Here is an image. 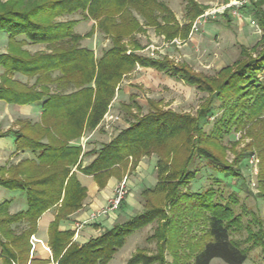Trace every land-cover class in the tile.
I'll list each match as a JSON object with an SVG mask.
<instances>
[{"label":"trees","instance_id":"trees-1","mask_svg":"<svg viewBox=\"0 0 264 264\" xmlns=\"http://www.w3.org/2000/svg\"><path fill=\"white\" fill-rule=\"evenodd\" d=\"M188 4L196 9V18L202 15L193 0H188ZM260 6H255L259 8L255 12L263 30L261 40L253 48L243 50L246 59L223 68L217 78L206 79L185 67H170L163 61L128 54L125 39L132 38L144 27L134 12L144 19L145 26H154L158 32L172 28L179 32L174 14L158 0H8L5 3L0 0V35L8 36L12 50V54L0 56V66L11 74L19 72L37 77L35 86L25 91L1 87L0 99L42 106L40 122L19 121L22 129L0 135V138H14L15 153L34 155V159H25L9 169L0 168V186L27 195V208L13 215L6 201L0 204V264H47L46 260L31 258L30 239L38 230L39 219L52 209L57 213L49 228V247L56 264H109L129 234L164 217V210L157 204L159 199L165 205L172 203L175 208L195 210L208 217L200 239L201 249L194 255L192 264H211L215 259L226 264H244L248 259L247 251L231 237L236 227H242L241 217L235 213L236 195L225 197L222 190L214 188L192 192L187 186L197 179L199 170L192 167L195 157L209 161L219 177H240L239 172L218 158L215 146L232 127L264 124V79L259 77L264 75V9ZM77 11L96 20L97 28L113 43L99 59L94 51L80 47L82 38L74 32V23L53 22L58 16ZM189 30L190 26L184 28L182 35H188ZM19 37L33 44H46L52 53L29 60L17 57L13 48L27 42L18 41ZM260 46L258 55H253ZM138 65L180 78L210 94V98L196 118L154 106L153 112L136 117L135 123L104 145L88 166L82 167V156L86 154L81 145L72 142L81 139L85 131L99 126L123 78ZM57 71L60 76L53 79L52 73ZM52 85H56L57 93H52ZM67 89L72 92L66 93ZM215 107L221 115L207 132L205 126ZM55 134L61 137L58 139ZM263 134L258 136L259 141ZM180 137L183 141L187 138L182 149L184 159L176 165L164 162L165 152L171 154L178 151L175 147L183 145L174 143ZM152 154L160 158L157 162L159 182L142 192L144 213L116 223L83 245L73 242L74 231L59 230L60 223L82 209L87 198V189L78 181L74 169L93 176L103 189L112 176L119 174L120 165H128L130 157L139 160L143 155ZM260 157L264 163V147L260 149ZM162 220L165 222V218ZM23 224L26 227L18 233L15 227ZM250 226H247L248 232ZM261 231L249 238H253L264 254V226ZM174 236L173 231L171 238ZM162 238L167 239L164 234ZM144 258L137 254L128 264H144Z\"/></svg>","mask_w":264,"mask_h":264},{"label":"rangeland","instance_id":"rangeland-1","mask_svg":"<svg viewBox=\"0 0 264 264\" xmlns=\"http://www.w3.org/2000/svg\"><path fill=\"white\" fill-rule=\"evenodd\" d=\"M6 1L8 0H2L4 3ZM158 1L165 4L174 14L179 32L173 28L168 30L169 33L158 32L154 26H145L144 19L134 12L139 23L144 27L141 32L134 33L132 38L125 39L128 54L132 52L141 57L163 61L170 67H185L195 75L206 79H215L223 68L234 65L241 58L246 59L243 50L253 48L263 35V30L260 28V32H258L250 21L255 20L259 25V17L256 16L258 13L255 10L259 9L256 8L258 5L264 9V0L251 1L246 7L240 9L243 16L240 19L243 20V24L238 23L234 19L236 17L233 16L232 9L227 8L228 5L233 6L238 0H193L197 8L202 11V15L197 18L195 16L197 11L189 6L188 0ZM223 9H226L224 13ZM206 14L209 15L203 17ZM201 17L203 18L199 21ZM198 21L200 26L199 31L196 32L193 30V26ZM53 22L74 23V32L82 38L80 47L94 51L97 59L113 47L111 39L97 28V21L87 16L83 11L58 16ZM206 24L214 25L218 31L217 35L208 34L203 27ZM187 26H190L188 35H182L181 31ZM92 32H94L93 35H91ZM17 40L27 41L25 44H18L19 46L13 48L14 55L24 60L52 53L51 48L46 44H33L25 37H19ZM261 49L262 46L258 51L253 52V55L257 56ZM5 54H12V50L9 46L8 36L3 34L0 35V56ZM58 76H60L59 71L52 73L53 79ZM259 77L264 79V75H259ZM36 81L37 77L19 72L11 74L0 66V88L12 87L18 91H25L27 88L34 87ZM36 90L39 91L40 88L37 87ZM51 91L57 93L56 85L51 86ZM71 92L70 89L66 91V93ZM209 98L210 94L188 85L180 78L154 68H144L138 65L135 70L123 78L99 126L93 131H85L81 139L72 142L73 145H81L84 154H86L82 156V167L88 166L104 145L111 143L121 131L135 123L138 119L136 117L146 116L153 112L155 107H158L162 110H171L196 118L200 108L206 105ZM6 107L9 108L7 115L5 114ZM18 109L21 112L24 111L26 115L19 114ZM214 109L213 116L208 119L209 124L205 126L207 132L221 115V111L217 107ZM3 113L4 118L2 119L1 114ZM41 113V104L25 105L15 100L0 99V135L9 130L22 129L18 125L19 121H30L33 124L40 122ZM263 125V122H258L256 126L249 123L243 128L232 127L231 132L220 138V142L215 146L214 153L218 158L234 168L237 173L239 172L240 177H219L209 161L195 157L192 167L199 170L197 179L187 186V189L192 192H205L214 188L222 190L225 197L233 193L236 195L238 204L235 207V213L241 217L242 227L241 229L236 227L231 237L234 242L247 251L248 259L244 264H264L261 247L254 244L253 238H249L251 234L262 233L261 229L264 226V163L260 157V149L264 147ZM261 133L263 138L259 141L258 136ZM56 136L58 137V135ZM196 136L194 134V137ZM186 139L183 141V137H180L174 142L177 144L180 142L183 145L181 146L179 143L180 147H175V150L178 151L171 154L165 152L164 162L173 163V165L182 162L184 159L182 149L184 150ZM14 141L12 137V142L14 143ZM44 142L47 143V141ZM11 151L5 156L0 153V168L9 169L10 166H16L25 159H34V155L30 152L15 153V147ZM159 159L157 154L143 155L139 160L130 157L127 166L120 165L118 167L119 174H115L111 178H117L120 181L115 191L125 180L127 182V193L122 202L123 205L121 204L118 210L109 215H101L88 222H99L110 229L116 223H123L144 213L146 208L142 192L154 188L159 182L157 169ZM73 172L77 176L80 171L74 169ZM218 180L221 182H216ZM185 189L186 186L182 191ZM0 194H2L1 201L7 202L9 212L17 207H21L22 210L27 208L25 193L10 191L0 186ZM130 197L140 202L138 208L140 210L137 211L131 204H124L125 200ZM157 204L164 210L162 218H165V222L162 218H156L146 226L129 234L124 245L116 252L109 264H128L129 260L137 254L145 257L144 264H192L194 255L201 249L202 241L200 239L205 232L208 217L195 210L185 211L184 208H175L172 203L167 202L165 205L164 201L161 203V199ZM113 214L120 218L115 220L112 225L110 220ZM93 215L90 216V219ZM248 225H251L250 232L247 231ZM82 226H86V224L80 223L78 229H81ZM173 231L175 236L171 238ZM104 232L92 239L98 238ZM162 234L167 237L166 241H163ZM73 242L75 241L73 240ZM152 258L153 260L150 261ZM211 264L226 263L215 259Z\"/></svg>","mask_w":264,"mask_h":264},{"label":"crops","instance_id":"crops-1","mask_svg":"<svg viewBox=\"0 0 264 264\" xmlns=\"http://www.w3.org/2000/svg\"><path fill=\"white\" fill-rule=\"evenodd\" d=\"M238 23L243 24V20L236 19ZM181 25V24H180ZM204 30L211 35H217V29L214 28V25H203ZM31 110V109H30ZM22 115L24 114V111L21 112L19 109L17 110ZM9 112V108L6 107L5 114L7 115ZM1 118H4V113L1 114ZM14 148V143L12 142V136H7L4 138H0V153L2 156H5L6 154L12 152L11 150ZM78 181L81 183L83 187L87 189L88 196L86 200L84 201L82 209H80L75 214L71 215L67 220H64L60 223L59 230L60 231H74L75 235L73 240L78 243L79 245H83L87 243L90 239L95 238L96 235H99L101 232L107 230L103 224L99 222H88L90 220V216L92 214H96L97 212L102 211L110 198L113 197L115 188L118 186L120 181L117 178H111L106 187L101 189L93 176H87L82 174L81 172L77 173ZM2 194H0L1 197ZM0 199V204H1ZM131 204L134 208L138 210L139 203L137 202L135 198H127L124 202V204ZM22 210L21 207H17L13 210H10V214H16ZM56 210L52 209L47 211L42 215V217L39 219L38 222V230L34 234L36 238L40 241L39 243H36L33 247L31 258H37L41 260L48 261L47 264H56L52 259V251L50 249V252L46 250V247H49V228L51 223L55 220L56 216ZM133 215V214H131ZM120 218V216H117L113 214L112 219L110 220L111 224H114V221ZM80 223L86 224V226H82L81 229H78V225ZM26 227L25 224L18 225L15 227L16 231L20 233L24 228ZM1 247H0V263H1ZM112 261V260H111Z\"/></svg>","mask_w":264,"mask_h":264},{"label":"built area","instance_id":"built-area-1","mask_svg":"<svg viewBox=\"0 0 264 264\" xmlns=\"http://www.w3.org/2000/svg\"><path fill=\"white\" fill-rule=\"evenodd\" d=\"M251 1H257V0H238L236 1L233 6L232 5H228V9H232L231 12L233 14L234 17L240 19L241 17H243L240 13V9H242L243 7H246ZM226 9H223V13L225 12ZM209 14H206L204 15L203 17L207 16ZM201 17L199 19V21H201V19L203 18ZM199 21L196 22L193 26V30L198 32L199 31ZM251 25L254 26L258 32H260V27L259 25L257 24V22L255 20H251ZM126 180L120 185V187H118L115 191V194L113 195L112 198H110L108 200V206L103 209L102 211H100L99 213L97 214H94L93 217H91V221L94 220L95 218L99 217V216H106V215H109L113 212H115L116 210H118V208L121 206L125 196H126V193H127V190H126ZM31 244L32 246L34 247L36 243H39L40 241L35 237V235L31 236ZM46 250L48 252H50V249L48 247H46Z\"/></svg>","mask_w":264,"mask_h":264}]
</instances>
